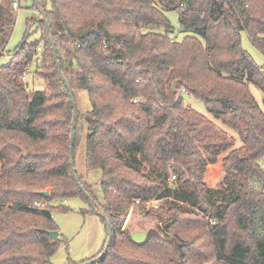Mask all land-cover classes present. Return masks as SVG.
I'll use <instances>...</instances> for the list:
<instances>
[{
    "label": "trees",
    "instance_id": "16d2710c",
    "mask_svg": "<svg viewBox=\"0 0 264 264\" xmlns=\"http://www.w3.org/2000/svg\"><path fill=\"white\" fill-rule=\"evenodd\" d=\"M21 1L0 0V58L11 56L0 66V264H52L61 239L49 236L58 231L50 203L69 198L109 222L111 245L106 226L105 255L94 264H264V107L250 89L264 93V68L242 47L245 32L264 54V0H40L45 50L38 53L29 26L11 53ZM173 10L187 33L181 41L171 36ZM33 66L45 89L29 93L23 79ZM64 79L88 95L74 151L84 131L102 201L77 170L90 200L75 180ZM220 160L229 196L216 206L205 175ZM151 198L166 199L154 212L164 228L136 243L122 218L135 200Z\"/></svg>",
    "mask_w": 264,
    "mask_h": 264
},
{
    "label": "rangeland",
    "instance_id": "374dc122",
    "mask_svg": "<svg viewBox=\"0 0 264 264\" xmlns=\"http://www.w3.org/2000/svg\"><path fill=\"white\" fill-rule=\"evenodd\" d=\"M34 4L33 0L21 1V7L16 13V21L7 45V51L11 53L14 52L23 42L29 30V26H31L30 41L39 42L40 48L38 49V53L42 52V48L45 50L44 30L39 25L42 16L40 10L35 8ZM166 15L173 26L171 36L177 41H181L187 33L183 32L179 13L173 10L167 11ZM154 30L159 33L165 32L164 28H155ZM242 47L251 55L257 65L264 68V54L252 45L245 32L242 33ZM37 60L38 59L35 60V63H37ZM10 61L11 56L6 54L0 58V66L8 64ZM39 69H42V67ZM35 71L36 69L33 66L30 73L26 74L23 79L28 85L29 93L45 89L43 80L35 74ZM250 89L259 105L263 108L264 93L262 89L254 83H250ZM74 94L78 110L81 113H85L90 108L87 93L85 91L75 90ZM140 100L144 101L143 98H140ZM185 103L198 112L208 116L220 128L237 137L236 133L228 129L220 120L209 115L202 102L191 96H187L185 97ZM237 146H240V142H238ZM85 152L86 135L83 131L79 133L76 145V170L89 184L93 185L92 190L94 194L102 201L103 198L100 187L95 185L100 177V173L87 170ZM23 153L26 154L25 151H23ZM222 158L223 156L221 160ZM221 160L216 165L208 166L205 175L206 185L215 192L213 200L216 201V206L221 205L223 199H228L229 196V191L223 182L224 172ZM261 165L264 169V159ZM144 172L148 174L149 170L145 169ZM46 191L49 193L48 190ZM140 200L141 202L139 204H137L135 200L134 204L123 216L121 230L132 234L134 232H149L164 228V220L166 218L161 221L156 217L154 212L165 204L166 199L158 200L156 198H151L148 200ZM35 205L42 208L48 207L47 204L41 202H36ZM50 207L53 208L54 222L58 228L57 232H59V237L61 239L57 251L51 259L52 264H83L98 257L103 251L107 241L106 226L102 219L90 209L89 204L81 198H69L52 201ZM62 208H65V210H62Z\"/></svg>",
    "mask_w": 264,
    "mask_h": 264
},
{
    "label": "water",
    "instance_id": "95a60500",
    "mask_svg": "<svg viewBox=\"0 0 264 264\" xmlns=\"http://www.w3.org/2000/svg\"><path fill=\"white\" fill-rule=\"evenodd\" d=\"M34 2H35V6L37 7V9L40 10V13H41V16H42L41 21H43L45 23L47 31L50 32V27H49V24L47 22L45 12L42 9V4L40 3V0H34ZM50 44H51L52 51H53V54H54V58H55V61H56L57 69H58L59 74L61 76L62 75L61 64H60V61H59V57H58V54H57V48H56L55 43L53 41L52 35L50 36ZM64 84H65L66 90L68 92V95H69V98H70V101H71V104H72L73 110H74L73 121H72V128H71V137H70V158H71V166L73 167V173L75 175V180L78 183L81 191L83 192V194L85 195V197L88 200H90L89 194L85 191V189L79 183V179L77 177L76 169H75V151H74V146H75L76 127H77V120H78V109H77V105H76V101H75L74 92H73V89H72L69 81L67 79H64ZM178 85H179V82L178 81H176L173 84V87L172 88H173V92L174 93L177 92ZM40 195L41 196H44V197H47L49 195V193L47 191H44V192H40ZM106 226H107L108 235H109V238H108V241H107V248H106V250H107L110 247V245H111V230H110V225H109V222L108 221L106 222ZM147 234H148L147 232H134V233L131 234V237H132V240L134 242H136V243H143L146 240V238H147ZM49 236L53 240H56L59 237V232H57V231L49 232ZM104 255H105V252H103L102 254H100L97 258H95V259H93L91 261L86 262L85 264H94V263H97L99 260H101L104 257Z\"/></svg>",
    "mask_w": 264,
    "mask_h": 264
},
{
    "label": "built area",
    "instance_id": "2783aa9c",
    "mask_svg": "<svg viewBox=\"0 0 264 264\" xmlns=\"http://www.w3.org/2000/svg\"><path fill=\"white\" fill-rule=\"evenodd\" d=\"M16 7H17V6H16ZM37 62H38V60H37ZM180 90H181L182 93H185V94H186V92H185L183 89H180ZM138 101H139V99H136V100H134V103H136V102H138ZM175 178H176L175 176L171 175L170 180H171V181H174ZM140 202H141L140 199H137V200H136V203H137V204H139Z\"/></svg>",
    "mask_w": 264,
    "mask_h": 264
}]
</instances>
